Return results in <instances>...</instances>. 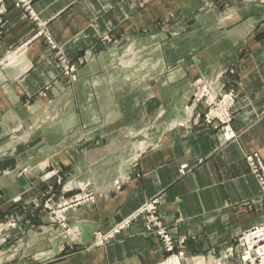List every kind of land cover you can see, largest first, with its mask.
<instances>
[{"label":"crops","instance_id":"0c3cea01","mask_svg":"<svg viewBox=\"0 0 264 264\" xmlns=\"http://www.w3.org/2000/svg\"><path fill=\"white\" fill-rule=\"evenodd\" d=\"M5 3L0 264H158L166 254L141 221L93 246L150 200L183 264H238L220 259L264 222L244 161L264 160V0H33L45 33L79 63L72 83L37 24ZM198 80L235 92V142L220 146L196 121ZM81 190L95 203L68 211L75 240L65 241L45 202Z\"/></svg>","mask_w":264,"mask_h":264},{"label":"built area","instance_id":"2783aa9c","mask_svg":"<svg viewBox=\"0 0 264 264\" xmlns=\"http://www.w3.org/2000/svg\"><path fill=\"white\" fill-rule=\"evenodd\" d=\"M33 0H12V5L15 8L22 9L32 20L37 24V32L35 37L44 38L45 42L49 45L50 49L55 53L58 68L60 69V75L63 80H67L68 83L74 82L75 74L79 68V63L67 59L61 52V49L53 42L48 36L43 27L39 24L38 19L32 11ZM7 12V4L5 0H0V23L2 22L4 15ZM106 41L109 39L106 37ZM201 89L198 92H194L192 97V104H201L204 106V110H201L199 114L195 116L196 121L200 122L203 126L213 127L216 131V138L220 146L226 145L231 142H235L238 135L232 128V108L234 105L235 94L233 91H226L222 94L214 95L210 92V89L206 85H201ZM215 96V97H214ZM246 164L257 181L262 196L264 197V160L257 154H245ZM186 166L180 168V172L183 173ZM88 194H81L75 196L73 201L69 204L64 203L57 206L56 219L62 224V228L68 230L65 226L64 213L73 206H79L85 201H93ZM158 200H151L142 205L135 212L121 220L111 232L105 235H98V238L94 244L96 247H102L109 243V240L120 234L123 230L128 228L133 222L142 219L144 221V228L150 234L156 235L162 243L163 250L170 255L160 264H183L184 253L179 251L175 253L176 244L164 227L163 223L157 216ZM65 222V223H64ZM235 258L240 264H264V222L256 225L255 227L241 233L233 248L227 250L222 256V259ZM220 259V262L221 260Z\"/></svg>","mask_w":264,"mask_h":264},{"label":"rangeland","instance_id":"374dc122","mask_svg":"<svg viewBox=\"0 0 264 264\" xmlns=\"http://www.w3.org/2000/svg\"><path fill=\"white\" fill-rule=\"evenodd\" d=\"M148 0H141V3H145V2H147ZM196 83V88H195V92L198 90V92L200 91V89H201V85H203L204 86V84H203V82L201 81V80H198V81H196L195 82ZM207 88L208 89H210L208 86H207ZM228 91H230V90H228ZM232 91V90H231ZM210 92H212V90L210 89ZM226 92V91H225ZM213 93V92H212ZM223 92H221L220 94H222ZM214 94V93H213ZM234 94H235V92H234ZM215 95V94H214ZM193 97V96H192ZM215 97V96H214ZM235 104H236V94H235V99H234V105H233V108H232V117H233V119H232V122H233V120H234V107H235ZM195 107H196V109H195V111H194V116H196L197 114H199V112L201 111V110H204V106L201 104V106H200V104H198V103H195V105H194ZM198 108V109H197ZM232 125V124H231ZM205 127H207V126H205ZM207 128H210V129H213V127H207ZM214 130V129H213ZM234 130V129H233ZM214 132H216L215 130H214ZM238 139V138H237ZM253 153H257V152H253ZM248 154V153H247ZM249 154H252V153H249ZM258 154V153H257ZM259 155V154H258ZM244 161H245V158H244ZM245 163H246V161H245ZM247 165V164H246ZM248 167V166H247ZM248 170H249V168H248ZM249 172H250V170H249ZM250 174H251V172H250ZM252 175V174H251ZM253 176V175H252ZM254 178V177H253ZM255 179V178H254ZM257 182V181H256ZM258 184V183H257ZM258 187H259V185H258ZM259 189H260V187H259ZM260 192H261V190H260ZM81 194H88V195H90L92 198H94L95 199V197H94V194L92 193V192H90V191H88V190H81V191H79V192H77L76 194H74V195H72V196H70L69 198H67V199H65L64 201H60V202H53L52 201V199H51V197H49L48 198V200H46V202H45V204H46V206H48L49 207V210H50V212H51V215H52V217H53V221L55 222V224L57 225V227H58V229H59V231H60V234H61V236H62V239L63 240H65V241H69V242H72V241H74L75 239H74V234H73V229L71 228V227H69V225H68V223H67V217H66V215H67V213H68V211L69 210H72L73 208H76V207H78V206H73V207H71V208H68V210L64 213V219H65V226H66V228L68 229V230H64L63 228H62V224L56 219V214H54L55 213V211L57 210V206L59 205V204H63V202L64 203H67V204H69V202H71V201H73V199H74V197L75 196H78V195H81ZM261 194H262V192H261ZM151 201V200H150ZM148 202V201H147ZM85 203H91V204H93V203H95V200H93V201H85L84 203H82V204H85ZM146 203V202H145ZM144 203V204H145ZM81 204V205H82ZM143 204V205H144ZM80 206V205H79ZM140 208V207H139ZM138 208V209H139ZM135 212V211H134ZM157 212H158V207H157ZM157 216H158V213H157ZM158 218H159V216H158ZM159 220H160V218H159ZM137 221H141L142 222V224H143V227H144V221L142 220V219H139V220H137ZM161 221V220H160ZM121 222V221H120ZM136 222V221H135ZM162 222V221H161ZM119 223V222H118ZM117 223V224H118ZM134 223V222H133ZM132 223V224H133ZM164 225V224H163ZM165 227V226H164ZM166 228V227H165ZM166 230H167V228H166ZM144 231H145V233L146 234H148V235H150V236H154L155 238H157L158 239V241H159V245H160V247H161V249L163 250V247H162V243H161V240L156 236V235H154V234H150V233H148L147 231H146V229L144 228ZM168 231V230H167ZM169 232V231H168ZM245 232V231H244ZM243 233V232H242ZM105 234H107V233H102V232H96L95 234H94V240H93V246H94V244H95V242H96V240H97V238H98V235H105ZM169 234H170V232H169ZM171 235V234H170ZM172 236V235H171ZM172 238H173V236H172ZM238 238V237H237ZM114 238H112V239H110L109 240V243L111 242V240H113ZM173 240H174V238H173ZM237 240V239H236ZM174 242H175V246H176V249L180 246V245H178V241H176V240H174ZM108 244V243H107ZM235 244H236V242H235ZM235 244H234V246H235ZM105 246V245H104ZM94 247H96V246H94ZM103 247V246H102ZM96 248H99V247H96ZM233 248V247H232ZM178 250V249H177ZM164 251V250H163ZM165 252V251H164ZM177 252H179V251H176L175 250V253H177ZM183 252V251H182ZM227 252V251H226ZM184 253V252H183ZM165 254H166V256L158 263V264H160L161 262H163L169 255H170V253H167V252H165ZM184 259H185V254H184ZM221 259H222V257H221ZM227 259H229V257L227 258ZM230 259H232V260H235L236 261V259L235 258H230ZM222 261V260H221ZM237 262V261H236ZM238 263V262H237ZM238 264H240V263H238Z\"/></svg>","mask_w":264,"mask_h":264}]
</instances>
